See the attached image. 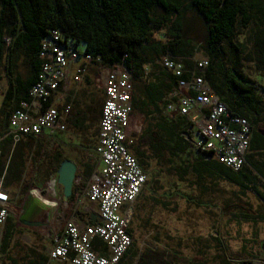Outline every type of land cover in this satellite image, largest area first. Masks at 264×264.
I'll return each instance as SVG.
<instances>
[{"label":"trees","instance_id":"16d2710c","mask_svg":"<svg viewBox=\"0 0 264 264\" xmlns=\"http://www.w3.org/2000/svg\"><path fill=\"white\" fill-rule=\"evenodd\" d=\"M187 10L204 26L200 49L208 60L203 71L205 82L232 115L247 119L251 133V119L264 117V93H259V84L246 72L248 65L264 70V0H0V77L2 73L6 79L0 105V133L6 132L11 113L21 101L28 99V88L37 80L42 39L58 31L71 45L83 44L82 51L92 58L90 70L66 96L72 109L66 126L79 134L86 150L95 148L103 102L102 92L92 79L94 65L109 68L122 63L131 72V115L138 113L144 118L140 132L133 133L136 138L129 147L147 175L136 199L138 202L147 198L154 204L167 202L158 196L165 178L158 167L170 168L178 181L203 191L207 190L204 183L207 179H211L214 187L217 181L239 186L242 178L254 177L253 171L262 172L250 155H245V165L235 172L214 158L209 159L208 152L193 149L182 136L190 123L183 116H169L165 111L167 95L179 79L190 78L193 67L196 49L182 36L181 28V18ZM161 31H164L162 38L155 39V34ZM163 56L181 60L184 68L180 76L158 64ZM21 67L27 74L23 75ZM147 67L153 70L148 73ZM46 136H25L14 147L10 138L2 142L0 156L10 152L8 163L0 162L6 187L24 182L22 175L30 151L32 155L45 157L48 175L57 172L60 162L67 158L56 150V144L48 147ZM189 149L196 151L193 160L187 157ZM86 155V151L81 155L83 170L75 174L72 195L66 202L73 200L76 182L83 184L93 168V163L85 161ZM169 182L175 184L172 180ZM29 187L22 184L20 192L26 195ZM176 191L162 193V198L168 200L178 195L191 202L190 195ZM15 228L8 216L0 245L4 264H48L46 253L34 247H28L19 258L10 256L13 247H17L13 242ZM127 232L132 243L117 264H130L128 259L134 252L132 229L128 227ZM211 239L215 248L224 251L217 257V263L231 264L221 240L215 236ZM146 256L142 253L140 260L144 261Z\"/></svg>","mask_w":264,"mask_h":264},{"label":"built area","instance_id":"2783aa9c","mask_svg":"<svg viewBox=\"0 0 264 264\" xmlns=\"http://www.w3.org/2000/svg\"><path fill=\"white\" fill-rule=\"evenodd\" d=\"M41 68L28 88V99L11 113L0 146L10 138L14 147L23 137L52 134L65 128L71 105L66 102L69 82L81 83L89 71L91 56L66 42L58 31L42 39L39 49ZM188 80L179 79L167 95L165 111L180 115L190 127L182 133L193 149L208 152L217 162L237 172L246 163L250 127L246 118L232 115L227 106L205 82L206 57L192 58ZM158 64L175 76L182 74L180 59L163 56ZM97 154L87 180L73 192L70 214L60 219L46 255L49 263L117 264L132 239L127 229L132 204L141 192L147 175L130 153L135 141L131 126V72L124 64L104 68ZM192 135L197 140H192ZM1 153V150H0ZM78 173V172H77ZM0 173V245L4 226L14 205ZM83 217L79 220L76 214ZM98 243L94 246V242ZM0 264L1 260H0Z\"/></svg>","mask_w":264,"mask_h":264},{"label":"rangeland","instance_id":"374dc122","mask_svg":"<svg viewBox=\"0 0 264 264\" xmlns=\"http://www.w3.org/2000/svg\"><path fill=\"white\" fill-rule=\"evenodd\" d=\"M181 28L182 36L188 39L196 49L194 57H203L200 47L203 44L205 33L200 19L192 11L187 10L182 15ZM163 34L164 31H161L155 34L154 38H162ZM74 47L78 50L84 49L83 44ZM147 68L148 73L153 70L150 67ZM20 71L23 75L27 74L22 67ZM104 72V70L100 71L97 67L94 68L92 74L94 86L100 89L101 92ZM246 72L251 78L257 75L253 65H248ZM1 76L0 105L2 93L6 86V79L2 73ZM261 83V85H264V80ZM79 84L69 82L67 90L77 87ZM71 110L69 113H71ZM143 122L144 118L141 114H132L130 126L132 133H139ZM49 135L51 134L49 133L45 137L46 141L49 142L48 147L56 144V150L76 165L79 174L83 170L84 161L81 159V155L84 151L87 153L85 161L93 164L97 161V154L94 149L86 150L81 145L79 134L71 128L65 126L63 130L53 131L52 135ZM191 139L197 140V137L192 135ZM189 151L190 154L187 157L190 160L195 159L196 151L192 149H189ZM9 155L10 152H7L0 156V162L3 165L8 163ZM210 158L211 156H209ZM38 163L40 164L39 168H37ZM152 166H155L154 163H152ZM159 169L163 170L161 174L165 178L162 179L163 186L158 191V196L164 197V194H169L171 191L177 192L176 190H178L190 195L191 202L189 203L183 197L174 195L168 200L161 197V200L167 201H162L165 204H154L149 198L144 201L140 200V202L136 200L132 204L129 227L132 229L134 252L128 259L130 264H218L217 257L224 251L215 248V242L211 237H214L216 233H220L224 237L225 253L231 264L237 262L235 261L237 258H245L247 264H264V249L262 247L257 248L255 243L247 242L246 254H239L241 228L245 234L249 233L251 228L245 227V230H243L244 226L239 227L230 218V214L235 211L232 206H235L238 202L237 187L235 185L226 181H217L214 187L211 179H207L204 182L207 185V190L203 191L199 187H189L188 183L178 181L170 168L158 167ZM48 171L45 157L38 156L36 153L32 155L30 151L27 166H25L22 175L24 182L18 183L14 187H8L10 197L14 201L9 216L16 227L13 242L15 245L17 244V247H13L10 251L11 257L19 258L27 251L28 247H34L39 252L46 253L52 245L53 231L56 232L57 228L60 227V220L58 222L57 219H52L50 208L59 205L56 198L64 202L62 199V186L56 182L57 174L50 173L48 175ZM169 180H172L175 184H170ZM22 184L30 186L29 190L26 191V195L20 192ZM212 187L215 190H212ZM250 201L253 203L252 196H250ZM229 205L228 209L227 206ZM221 211L223 214H221ZM227 219L229 224L225 225ZM215 223L219 226H216ZM260 233L264 236V227H261ZM147 246L150 248L148 249ZM142 253L147 254L144 261L140 260ZM251 255L253 256L251 257ZM0 260L2 264L5 263L2 256ZM49 264L57 263L52 262Z\"/></svg>","mask_w":264,"mask_h":264},{"label":"crops","instance_id":"0c3cea01","mask_svg":"<svg viewBox=\"0 0 264 264\" xmlns=\"http://www.w3.org/2000/svg\"><path fill=\"white\" fill-rule=\"evenodd\" d=\"M253 69L256 71L257 75L252 79H254L256 83L259 84V93H264V85H261V82L264 80V70H257L254 68V66ZM250 126L251 133L249 135L246 154L250 155L253 163L260 165L263 171L260 173L253 171L254 177H244L240 180V185L236 186L238 202L235 206H232L235 208V211L230 214V218L232 221L236 222L239 227L244 226L243 230H245V227L251 228L247 234H245L241 228V233L239 234V254L242 255L246 254L245 250L247 248V242L255 243L257 248L262 247V249H264V236L260 233L261 227H264V117H261L258 120L256 118H252L250 121ZM80 185L82 184L80 183ZM77 186L79 185H76L75 188ZM250 196L253 197V203L250 201ZM56 199L59 205H54L55 207L50 208V210L52 213V219H57L59 222L60 219L70 214V206L72 201L66 202V200H64V202H62L59 200V198ZM221 214H223L222 211ZM82 217L83 215L81 213H79V215L76 214L75 216L77 220L81 219ZM217 223H215L216 226H219ZM228 224L229 220L227 219L225 225ZM214 236L219 238L223 243L224 237L220 233H216ZM252 256L253 255H251V257ZM255 257L253 258L256 259ZM236 261L240 262L246 260L245 258H237Z\"/></svg>","mask_w":264,"mask_h":264},{"label":"water","instance_id":"95a60500","mask_svg":"<svg viewBox=\"0 0 264 264\" xmlns=\"http://www.w3.org/2000/svg\"><path fill=\"white\" fill-rule=\"evenodd\" d=\"M77 173L76 165L69 159L60 162L57 168L56 182L62 186L63 200H67L72 195V186Z\"/></svg>","mask_w":264,"mask_h":264},{"label":"clouds","instance_id":"9594fccd","mask_svg":"<svg viewBox=\"0 0 264 264\" xmlns=\"http://www.w3.org/2000/svg\"><path fill=\"white\" fill-rule=\"evenodd\" d=\"M74 184V183H73Z\"/></svg>","mask_w":264,"mask_h":264}]
</instances>
